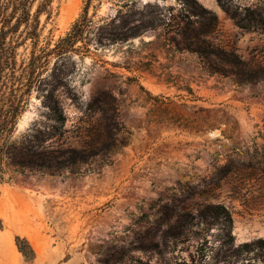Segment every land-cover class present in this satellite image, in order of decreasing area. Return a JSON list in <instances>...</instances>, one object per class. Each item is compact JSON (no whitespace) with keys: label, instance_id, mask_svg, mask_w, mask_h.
<instances>
[{"label":"rangeland","instance_id":"obj_1","mask_svg":"<svg viewBox=\"0 0 264 264\" xmlns=\"http://www.w3.org/2000/svg\"><path fill=\"white\" fill-rule=\"evenodd\" d=\"M197 2L218 18L215 44L264 63V28L243 30L218 0ZM223 2L264 19V0ZM187 13L186 0H53L40 15L35 76L49 85L33 87L9 144L51 130L44 101L53 86L66 121L47 146L80 150L87 104L105 92L130 136L91 174L87 166L18 168L6 155L0 264H177L205 241L212 253L221 246L225 226L210 205L229 211L236 244L264 239V81L210 74L183 49ZM74 25L82 34L69 44ZM34 43L18 49L16 78ZM62 48L69 52L60 57Z\"/></svg>","mask_w":264,"mask_h":264},{"label":"trees","instance_id":"obj_2","mask_svg":"<svg viewBox=\"0 0 264 264\" xmlns=\"http://www.w3.org/2000/svg\"><path fill=\"white\" fill-rule=\"evenodd\" d=\"M52 1H0V182L3 180L2 162L6 155L18 168L58 172L62 169L87 166L85 172L91 174L98 171L93 168L96 163L100 168L111 165L114 154L129 141L130 133L125 130L120 120L116 97L105 92L96 95L87 104L85 137L80 150H60L47 146V142L52 139V132L58 130V124L63 125L66 121L62 104L56 97V86H53L46 93L44 101L47 116L54 121L51 130H40L28 144L19 147L9 144L10 135L18 117L27 107L28 96L33 87L38 83L41 86L45 82V88L49 85V77L40 79L35 74L40 60V56L36 55L40 36V15L48 12ZM218 1L241 29L264 28V19L257 18L254 12L247 11V15H244L230 8L223 0ZM36 2L37 10L32 13ZM186 7L188 13L184 20L183 49L196 53L210 74L229 78L234 84L252 85L264 81V63L246 61L235 49H227L214 43L212 36L218 30V18L215 13L199 5L197 0H186ZM191 17L195 18L194 21ZM76 28L77 25H74L72 32L65 39L67 43H74L81 37L82 28L75 32ZM30 39L35 40L31 61L27 66L21 67V75L16 78L17 51ZM127 39L126 36L122 40ZM107 40L114 43L117 39L107 37ZM100 44L102 45L101 42ZM43 52L45 58L51 55L50 52ZM67 52L68 49L62 48L57 55L63 57ZM50 76L55 78L54 74ZM95 113H99L100 117L96 122H92L90 118ZM123 133L125 136L121 137ZM208 209L211 215L224 223V231L220 235L221 246L212 253L205 241L188 254V259L180 254L177 257L180 262L177 264H264L263 238L236 244L229 211L222 205H210ZM173 236H179V233ZM132 264L145 263L137 260Z\"/></svg>","mask_w":264,"mask_h":264}]
</instances>
